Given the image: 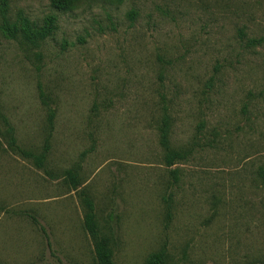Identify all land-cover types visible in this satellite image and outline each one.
<instances>
[{"label":"rangeland","instance_id":"1","mask_svg":"<svg viewBox=\"0 0 264 264\" xmlns=\"http://www.w3.org/2000/svg\"><path fill=\"white\" fill-rule=\"evenodd\" d=\"M8 1L57 29L0 30V264H97L82 193L116 264H264V0Z\"/></svg>","mask_w":264,"mask_h":264},{"label":"trees","instance_id":"2","mask_svg":"<svg viewBox=\"0 0 264 264\" xmlns=\"http://www.w3.org/2000/svg\"><path fill=\"white\" fill-rule=\"evenodd\" d=\"M76 0H66L65 2L54 3L52 7L66 11L72 9V5ZM135 14L134 11L129 12V16L132 17ZM0 30L4 36L18 42L20 45L35 44L37 42H43L50 38L57 29L56 21L57 17L51 13L42 17L40 20L29 19L27 16L20 12H16L13 18L9 15V1L3 0L0 2ZM14 19V20H13ZM258 41V40H257ZM254 43L256 40L251 39ZM53 114L49 115V124L52 128ZM160 131V144L165 151V155L170 160L181 159L185 157L182 152L175 149L170 143V119L167 116L163 117L162 123L159 126ZM12 145L18 149L15 143V138L11 137ZM26 156L32 154L27 151H22ZM83 203L85 205L84 214V227L86 231L94 239V252L97 264H116L111 258V251L108 246L107 238L101 237L98 234V224L95 219L94 205L91 198L82 193ZM146 264H166L165 254L163 251H158L150 254Z\"/></svg>","mask_w":264,"mask_h":264}]
</instances>
